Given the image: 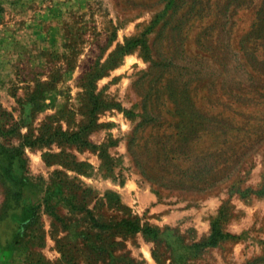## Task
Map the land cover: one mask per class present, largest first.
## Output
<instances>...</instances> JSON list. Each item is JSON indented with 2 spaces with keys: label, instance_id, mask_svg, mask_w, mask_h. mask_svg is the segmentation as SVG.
Here are the masks:
<instances>
[{
  "label": "rangeland",
  "instance_id": "obj_1",
  "mask_svg": "<svg viewBox=\"0 0 264 264\" xmlns=\"http://www.w3.org/2000/svg\"><path fill=\"white\" fill-rule=\"evenodd\" d=\"M0 264H264V0H0Z\"/></svg>",
  "mask_w": 264,
  "mask_h": 264
}]
</instances>
